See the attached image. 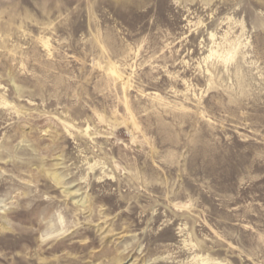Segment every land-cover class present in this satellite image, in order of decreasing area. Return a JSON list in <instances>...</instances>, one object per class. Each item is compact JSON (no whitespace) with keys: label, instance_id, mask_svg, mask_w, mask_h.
Returning <instances> with one entry per match:
<instances>
[{"label":"rangeland","instance_id":"374dc122","mask_svg":"<svg viewBox=\"0 0 264 264\" xmlns=\"http://www.w3.org/2000/svg\"><path fill=\"white\" fill-rule=\"evenodd\" d=\"M0 264H264V0H0Z\"/></svg>","mask_w":264,"mask_h":264},{"label":"bare ground","instance_id":"6f19581e","mask_svg":"<svg viewBox=\"0 0 264 264\" xmlns=\"http://www.w3.org/2000/svg\"><path fill=\"white\" fill-rule=\"evenodd\" d=\"M229 54V53H228ZM226 62V61H225ZM113 70V69H112ZM111 71V70H110ZM116 72V71H115ZM118 75V74H117Z\"/></svg>","mask_w":264,"mask_h":264}]
</instances>
